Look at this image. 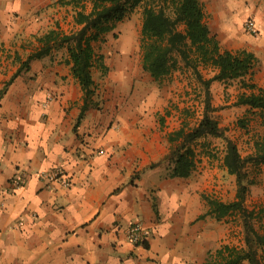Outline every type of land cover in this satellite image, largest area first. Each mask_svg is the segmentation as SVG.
Listing matches in <instances>:
<instances>
[{
    "label": "crops",
    "instance_id": "obj_1",
    "mask_svg": "<svg viewBox=\"0 0 264 264\" xmlns=\"http://www.w3.org/2000/svg\"><path fill=\"white\" fill-rule=\"evenodd\" d=\"M0 7L41 34L71 8L57 0H0ZM247 49L264 65V36ZM18 66L11 64L5 77ZM121 76L107 85L114 92L125 91L128 76ZM258 81L264 87V71ZM95 87L96 103L100 86ZM141 96L119 100L130 117H122L115 101L106 105L110 110L97 103L75 129L81 85L70 64L44 58L0 95V264H203L221 244L235 242L227 233L232 229L222 232L216 217L210 218L201 194L179 185L184 177L166 175L164 163L149 167L171 143L141 122ZM57 165L70 176V186H49L40 177ZM18 175L25 183L14 187ZM137 219L149 231L147 245L126 238L125 227ZM239 238L242 245V232Z\"/></svg>",
    "mask_w": 264,
    "mask_h": 264
},
{
    "label": "trees",
    "instance_id": "obj_2",
    "mask_svg": "<svg viewBox=\"0 0 264 264\" xmlns=\"http://www.w3.org/2000/svg\"><path fill=\"white\" fill-rule=\"evenodd\" d=\"M57 3L72 8L77 28L67 32L57 26L38 35V47L34 51L24 59L18 54L15 56L19 66L6 81L1 95L18 76L30 70L33 61L51 55L55 49L66 48L65 62L71 65L73 76L83 90L76 129L86 111L97 104L93 97L96 92L93 69L108 70L104 55L96 51L95 43L103 41L117 22L143 4L140 39L143 69L155 81H162L181 67L190 70L202 102L198 122L192 127L183 124L169 132V150L149 167L166 162L169 164L168 176L188 178L197 166V150L193 143L208 135L222 138V164L235 176V197L228 202L204 198L209 205L208 214L218 220L238 217L243 244L224 243L209 254L203 264H264V225L262 229L256 226V220L264 219V209L256 210L246 203L251 186L257 183L258 169L264 165V131L254 139L252 151L243 155L227 127L221 125L215 115L219 106L213 103L212 93L214 81L237 79L242 88L250 91L241 92L235 104L259 110L264 118V87L252 78L259 63L257 55L247 48L236 51L223 48L207 22L202 0H57ZM204 69L213 71V75L206 76ZM240 122L242 126L246 125L242 119ZM142 243L147 245L146 240Z\"/></svg>",
    "mask_w": 264,
    "mask_h": 264
},
{
    "label": "rangeland",
    "instance_id": "obj_3",
    "mask_svg": "<svg viewBox=\"0 0 264 264\" xmlns=\"http://www.w3.org/2000/svg\"><path fill=\"white\" fill-rule=\"evenodd\" d=\"M202 2L207 22L212 32L220 36L223 48L236 51L251 45L255 46L258 39L264 36V0H202ZM6 16L5 10L0 7V82L4 78L5 83L8 80L5 74L7 75L11 69L10 65L17 62L15 56L18 54L23 59L26 58L38 47V35L41 34L35 32L36 26L33 23L18 21L16 13L8 15L10 19L7 21L4 20ZM73 16L72 8L66 9L61 17H58L57 26L67 32L75 30ZM252 18L256 19L260 27L257 34L249 32L245 27L246 21ZM142 21L143 4L136 7L127 18L117 22L116 27L105 35L103 41L95 43L96 51L104 55L108 66L106 72L102 69L94 70L96 86H100L96 103L102 104L100 109L110 110L109 107L105 108L106 105L111 101L110 106H113L114 104L111 103L115 101L116 108L120 107L122 117L128 118L129 107L124 105L123 100L122 102L119 100L126 98L127 101L134 94L143 95L139 97L142 100L140 99L137 105L141 122H147L155 131H161L166 137L169 132L183 124H187L188 127L194 126L202 115V102L195 86L196 80L190 70L181 67L162 81H154L143 69L140 48ZM66 57V48H60L53 50L51 55L44 57V60L65 62ZM262 63L260 60L252 76L258 85L261 84L258 80L263 78ZM213 73L209 69H204V74L208 77ZM123 74L128 76L125 77L128 82L125 86L123 84L125 91L117 92L115 89L114 92V89L107 85H110L116 76ZM139 85L145 88L137 89ZM152 85L155 86L154 89ZM3 88L4 85L0 88V95ZM243 91L250 90L242 89L237 79L228 82L217 81L212 86L213 103L219 106L215 115L220 124L227 127L228 134L237 142L242 154L246 155L252 151L254 139L264 131V118L259 110L254 111L247 105L235 104L237 96ZM241 119L245 122V126L241 125ZM193 145L197 150V166L193 174L181 180L179 185L190 186L192 190L201 194L203 201L204 196L226 202L233 200L236 180L222 164L224 140L208 135L194 142ZM164 164L167 166L165 172L167 175L169 164L166 162ZM246 203L256 210L264 209V165L258 169L257 183L251 186ZM210 218H213V215ZM215 219L222 225L220 228L222 232L232 229L227 233L234 237L235 242L227 243L241 246L236 243L241 240L239 235L243 233L238 217L227 216L220 220ZM263 225L264 219L256 220L258 228L262 229Z\"/></svg>",
    "mask_w": 264,
    "mask_h": 264
},
{
    "label": "built area",
    "instance_id": "obj_4",
    "mask_svg": "<svg viewBox=\"0 0 264 264\" xmlns=\"http://www.w3.org/2000/svg\"><path fill=\"white\" fill-rule=\"evenodd\" d=\"M246 29L253 33L257 34L259 31L258 24L255 19H248L245 23ZM47 102V101H46ZM40 177L47 180V184L53 185V183H60L64 186L71 185V179L68 173L65 171L63 166L57 165L48 170H43L40 173ZM25 177L23 175H18L13 179L14 187H20L24 185ZM19 225L23 224V221L18 222ZM126 238L132 243H142L149 236V231L145 226L144 222L140 219L133 221L131 224L125 227L124 229Z\"/></svg>",
    "mask_w": 264,
    "mask_h": 264
}]
</instances>
